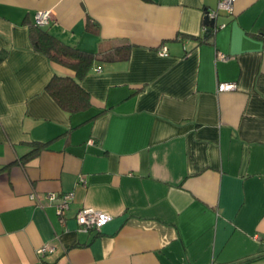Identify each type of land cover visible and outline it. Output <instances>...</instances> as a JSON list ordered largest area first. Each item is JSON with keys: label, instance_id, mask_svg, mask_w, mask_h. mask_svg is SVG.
<instances>
[{"label": "crops", "instance_id": "obj_1", "mask_svg": "<svg viewBox=\"0 0 264 264\" xmlns=\"http://www.w3.org/2000/svg\"><path fill=\"white\" fill-rule=\"evenodd\" d=\"M217 3L0 0V264H264V0L200 41ZM38 11L81 50L132 44L82 77L83 112L45 90L74 72L34 49ZM82 208L112 219L80 231Z\"/></svg>", "mask_w": 264, "mask_h": 264}, {"label": "trees", "instance_id": "obj_2", "mask_svg": "<svg viewBox=\"0 0 264 264\" xmlns=\"http://www.w3.org/2000/svg\"><path fill=\"white\" fill-rule=\"evenodd\" d=\"M90 23L91 21L88 19V24ZM214 28V26H208L200 41H209L214 33ZM30 37L34 49L43 52L51 60L74 72L73 76L53 74L45 86L46 92L56 104L70 115L83 112L90 107V96L82 86L81 79L94 64L93 62L125 60L132 48V44L125 43L115 46L108 52L84 51L63 43L51 35L46 28L36 24L30 27ZM41 147V144L34 143V147L26 158H31Z\"/></svg>", "mask_w": 264, "mask_h": 264}, {"label": "built area", "instance_id": "obj_3", "mask_svg": "<svg viewBox=\"0 0 264 264\" xmlns=\"http://www.w3.org/2000/svg\"><path fill=\"white\" fill-rule=\"evenodd\" d=\"M236 0H218L216 9L207 11L205 15V19L208 20H217L219 13L221 11L226 12L228 14H232L234 10V4ZM35 24L40 27H45L49 25L51 19H50V13L49 11H38L34 16ZM223 26V24H219L218 26H214V31ZM208 29V24L204 23L203 25V31L206 32ZM162 54H165V51L163 50L161 52ZM224 58V57H222ZM99 70V69H98ZM236 85L234 83H220L218 85V91H228L235 89ZM86 183V180L84 177H80L78 179V183ZM35 196L30 195V199H33ZM73 194L72 193H65L61 196V199L59 200L56 208L57 212L60 216L63 215L64 211L69 207L70 202L72 201ZM78 229L83 232L88 231H100L101 228L106 225L111 219L112 216L104 213L102 211H96L89 208H82L80 209L76 216H75ZM41 254L45 253H53L54 247L51 245H44L42 246L39 251Z\"/></svg>", "mask_w": 264, "mask_h": 264}, {"label": "water", "instance_id": "obj_4", "mask_svg": "<svg viewBox=\"0 0 264 264\" xmlns=\"http://www.w3.org/2000/svg\"><path fill=\"white\" fill-rule=\"evenodd\" d=\"M216 21H217V20H208V19H206V20H205V23L208 24L209 26H218V25L216 24Z\"/></svg>", "mask_w": 264, "mask_h": 264}]
</instances>
